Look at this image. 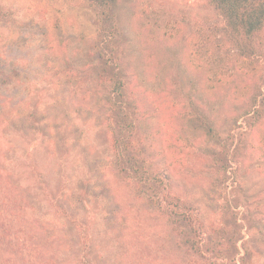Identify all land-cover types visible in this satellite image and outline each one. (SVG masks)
I'll return each mask as SVG.
<instances>
[{
  "label": "rangeland",
  "instance_id": "374dc122",
  "mask_svg": "<svg viewBox=\"0 0 264 264\" xmlns=\"http://www.w3.org/2000/svg\"><path fill=\"white\" fill-rule=\"evenodd\" d=\"M105 3L0 0V264H45L49 226L65 230L50 240L62 264H70L81 244L64 223H52L44 196L46 187L56 192L64 184L59 199L68 210L79 220L95 215L98 264L195 258L177 227L120 172L114 140L122 124L111 107L114 84L100 74L101 49H114L136 118V156L150 171L169 173L208 227L239 230L238 259L264 264V120L252 127L248 113L264 90V61L242 91L241 58L210 0H113L112 39L100 31ZM209 53L231 59L217 66L225 76L237 74L228 90L207 89ZM193 105L212 119L217 139L195 128ZM231 135L237 154L220 172L213 152ZM210 237L227 241V234Z\"/></svg>",
  "mask_w": 264,
  "mask_h": 264
},
{
  "label": "trees",
  "instance_id": "16d2710c",
  "mask_svg": "<svg viewBox=\"0 0 264 264\" xmlns=\"http://www.w3.org/2000/svg\"><path fill=\"white\" fill-rule=\"evenodd\" d=\"M104 1L106 3L101 10V15L104 16L106 27L100 31L102 35L106 34L110 37L109 39H112L116 37L118 32L109 5V2H113V0ZM210 2L224 20L225 37L238 50V56L241 60L238 62L237 70L243 75L246 82L245 86L242 87V91H244L248 87L247 84L257 78L258 64L264 61V0H210ZM113 51L114 49L109 52L101 49L98 55L101 59V76L108 77L114 84L110 97L111 107L118 117V122L122 124L119 123L118 129L121 135L115 137L114 140L120 172L130 181H133L140 194L144 193L150 203L156 205L161 213L177 227L183 248L186 249L190 257H195L192 264H238L239 261L244 264V256L237 258L240 254L237 240L242 238L239 230L227 232L225 227H219L215 223L214 226L212 223L208 227L203 217V210L200 209L199 205L189 204L177 194L171 184V175L163 171H150L146 166V161L144 159L140 160L136 156L137 154L133 152L135 151L133 136L134 129H136V118L134 111L128 108L124 82L116 71L114 63L116 57L114 58ZM205 60L207 71L212 73L208 77L207 89L211 92L217 89L228 90L237 74L234 72L225 76L224 73L218 72L217 66L224 61L230 63L231 59L215 58L214 55L209 53ZM234 90H237V87ZM248 113H251L250 125L258 127L264 120V90L260 92L259 96L254 97V106ZM191 121L195 124V128L202 130L208 138H218L219 134L216 132L212 119L196 105H193L192 108ZM233 136L231 135L223 141L222 149L213 152L216 157L215 167L220 172H227L231 166L229 165L230 161L235 159L237 154L235 149H231L235 141ZM66 186L64 184L60 190H65ZM68 189L70 190V188ZM83 189L84 184L79 190L82 192ZM55 190L50 187L44 189V196L47 197L46 201L49 205L48 214L55 218L52 223L59 226L64 223L62 227L71 230L77 236L79 244H81L73 251L72 248L69 249L70 252L72 251L70 264H98L92 251L96 237L91 227V221H95V215H87L84 220H79L78 217L83 218V216L70 212V209L68 210L59 199V196L62 197V191L59 192L58 189L55 192ZM80 200L83 201V198ZM88 219L90 221H87ZM46 229L48 231L47 242L49 240L47 244L49 245H45L46 248H44L45 250L48 249L47 254H44V263L62 264L63 258L59 255L58 250L53 249L54 242L50 239L59 235L65 237L66 232L63 229L58 234L56 227L52 226ZM62 231L64 232L61 233ZM210 233L213 235L227 234V241L223 242L211 238ZM236 234H240L238 238L235 237ZM33 250H35V247Z\"/></svg>",
  "mask_w": 264,
  "mask_h": 264
}]
</instances>
